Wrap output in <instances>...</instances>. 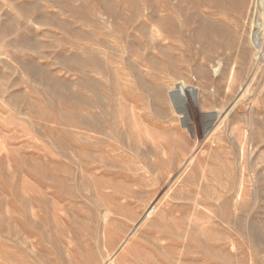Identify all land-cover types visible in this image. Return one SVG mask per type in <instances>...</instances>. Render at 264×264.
Listing matches in <instances>:
<instances>
[{
	"label": "rangeland",
	"instance_id": "rangeland-1",
	"mask_svg": "<svg viewBox=\"0 0 264 264\" xmlns=\"http://www.w3.org/2000/svg\"><path fill=\"white\" fill-rule=\"evenodd\" d=\"M253 3L0 0V264H264Z\"/></svg>",
	"mask_w": 264,
	"mask_h": 264
},
{
	"label": "bare ground",
	"instance_id": "bare-ground-1",
	"mask_svg": "<svg viewBox=\"0 0 264 264\" xmlns=\"http://www.w3.org/2000/svg\"><path fill=\"white\" fill-rule=\"evenodd\" d=\"M261 3L264 5V0H254V3H253V10H254V11L252 12V18H253V19L255 18L254 16H255L256 10L258 9V5L261 4ZM248 10H249V9H248ZM257 38H258V37H257ZM259 38H261V37H259ZM259 40H261V39H259ZM258 44L261 45L260 42H259ZM257 56H258V55H257ZM256 66H257V65H256ZM191 90H192V89H191ZM182 93H183V92H182ZM155 208H156V207H155ZM153 212H154V210H151L149 216H150L151 214H153ZM147 217H148V215H147ZM146 219H148V218H146ZM146 219H145V220H146ZM142 222H143V221H142Z\"/></svg>",
	"mask_w": 264,
	"mask_h": 264
}]
</instances>
